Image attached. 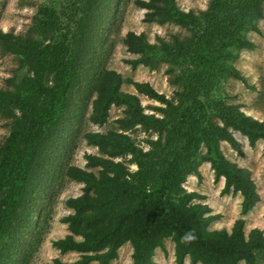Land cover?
Here are the masks:
<instances>
[{"label": "trees", "instance_id": "trees-1", "mask_svg": "<svg viewBox=\"0 0 264 264\" xmlns=\"http://www.w3.org/2000/svg\"><path fill=\"white\" fill-rule=\"evenodd\" d=\"M89 1L84 0L83 7L73 3L77 7L67 15L41 6L24 35L0 30V53L18 56L27 70L19 81L9 80L10 86L0 89V115L10 127L0 146V241L21 229V208L24 215L31 213L34 192L54 171L46 160L58 139L64 140L71 99L85 91L93 96L91 124L103 126L112 107H122L123 116L116 119L114 130L84 134L86 144L97 149V154H84V168H64L63 176L83 187L79 196L64 202L72 211L60 220L68 234L51 246L61 255L74 252L78 258H55L50 264H111L127 243L132 247L130 264H155V250L165 252L166 240L174 244L175 264H184L186 258L190 264H262L263 231L253 228L246 233L242 218L230 230L210 229L220 215H213L202 203L205 197L188 192L183 184L188 176L200 180L198 168L205 162L215 181L224 180L223 195H240L241 217L260 202L251 171L229 160L220 143L240 152L233 132L251 147L259 140L264 143V121L214 94L229 78L249 87L232 62L238 51L256 48L246 34L259 33L264 0H210L207 9L197 13L183 11L177 0L134 2L145 11L143 22L191 31L185 39H159L156 44L131 31L123 39L126 52L135 56L125 61L131 68L152 70L163 62L171 66L169 71L176 73L173 83L181 85L173 99L148 82L94 64L89 55L97 22L91 19ZM123 84L135 93L123 91ZM140 96L162 104L156 108L161 116L145 113ZM135 127L164 133V138L149 141L150 149L144 152L127 133ZM127 156L135 171L125 164ZM187 233L196 239L185 242Z\"/></svg>", "mask_w": 264, "mask_h": 264}, {"label": "rangeland", "instance_id": "rangeland-1", "mask_svg": "<svg viewBox=\"0 0 264 264\" xmlns=\"http://www.w3.org/2000/svg\"><path fill=\"white\" fill-rule=\"evenodd\" d=\"M87 1V0H85ZM136 0H100L93 3L92 21L97 22L94 28L95 37H92L93 49L89 55L94 64L101 68L115 70L123 78H131L138 82H148L157 92L167 98H175V93L181 90V85L174 84L176 73L170 72L168 63H160L155 69L144 66L131 68L125 61L134 59L135 56L126 52L123 39L127 32L143 33L150 43H158L159 39L170 41L173 37L185 39L190 37L191 31L174 24H148L143 22L145 11L135 6ZM72 2V3H71ZM84 0H0V30L12 32L14 35H24L32 25L33 18L38 9L43 5L56 8L58 13L67 15L79 4L83 7ZM210 0H177L178 6L185 12H202L208 7ZM77 4V5H78ZM86 11V9H85ZM259 33L247 32L246 38L253 42L256 48L252 51L240 50L232 66L245 78L249 87L240 81L227 79L216 89L217 97L222 98L227 104L240 106V110L254 119L264 121V10L263 17L257 21ZM83 68V71L87 70ZM27 75L21 59L14 54L0 53V89L10 86L9 80L19 81ZM252 87V88H251ZM122 90L135 93L132 86L123 84ZM93 96L88 97L85 91L75 94L71 99L68 124L63 141L58 138V144L50 152L46 164L54 170L48 182L37 189L29 203L31 213L25 214L21 210L22 221H19L20 230L12 237H5L0 241V264H50L58 258L63 262H72L78 254L72 252L65 255L59 254L51 246V242L68 234L66 225L61 223V218L72 213L65 207L64 202L70 197L82 193L83 184L67 180L64 168L68 165L84 168V154H97V149L86 144L83 136L87 132H108L116 129V119L123 116L122 107H112L109 118L103 126L93 125L88 121L91 111ZM141 104L147 114L161 116L156 110L162 104L140 96ZM10 131L9 120L0 115V146L8 137ZM133 137L138 146L147 152L150 149L149 141H158L164 138V133L149 130L144 131L135 127L127 132ZM235 140L240 144V152L234 150L227 142L220 143L223 154L232 162L251 171L256 183L260 202L246 216L239 214L241 197L239 194L223 195L221 190L224 180H214L213 171L209 163H202L198 170L202 176L197 180L195 176H188L183 187L188 192H197L205 197L202 203L212 209V214L220 215L210 229L226 228L230 230L236 219L242 218L245 222L244 229L248 233L253 228H258L264 233V151L263 141L259 140L254 146H249L245 137L238 132H233ZM200 151L204 154L206 149L203 144ZM130 156L124 159L132 171L136 170ZM46 168V167H45ZM95 171V170H94ZM27 210V206H24ZM23 212V213H22ZM27 216V219H24ZM12 238V239H11ZM11 239V240H10ZM164 264H173L170 255L174 244L165 241ZM119 257L112 264H130L132 247L125 244L119 250ZM96 264V263H92ZM264 264V261L262 262Z\"/></svg>", "mask_w": 264, "mask_h": 264}, {"label": "crops", "instance_id": "crops-1", "mask_svg": "<svg viewBox=\"0 0 264 264\" xmlns=\"http://www.w3.org/2000/svg\"><path fill=\"white\" fill-rule=\"evenodd\" d=\"M127 244H129V243H127ZM164 246H165V242H164ZM164 249H165V248H164ZM69 253H72V252H69ZM118 253H119V252H118ZM163 253H164V251H163L162 249H156V250H155V255H154V258H153L155 264H164V262H165V256H164ZM118 257H119V254H118ZM170 260H171V262H172L173 264H175V262H174V260H175V258H174V249H173L172 254L170 255ZM115 261H116V260H115ZM113 262H114V261H113ZM130 263H131V259H130ZM111 264H112V263H111ZM184 264H190L188 258H186V259L184 260Z\"/></svg>", "mask_w": 264, "mask_h": 264}, {"label": "clouds", "instance_id": "clouds-1", "mask_svg": "<svg viewBox=\"0 0 264 264\" xmlns=\"http://www.w3.org/2000/svg\"><path fill=\"white\" fill-rule=\"evenodd\" d=\"M185 242L191 243L196 239V236L194 233H187L185 237L182 238Z\"/></svg>", "mask_w": 264, "mask_h": 264}]
</instances>
